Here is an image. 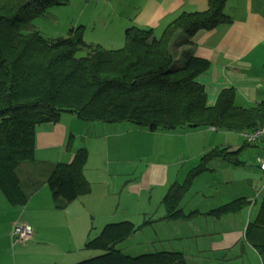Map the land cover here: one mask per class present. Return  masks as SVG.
I'll return each mask as SVG.
<instances>
[{
	"label": "crops",
	"instance_id": "crops-1",
	"mask_svg": "<svg viewBox=\"0 0 264 264\" xmlns=\"http://www.w3.org/2000/svg\"><path fill=\"white\" fill-rule=\"evenodd\" d=\"M210 1L68 0L50 8L33 24L48 39L65 38L72 29L82 27L88 45L118 50L125 45L127 29L151 30L153 37L159 38L180 15L208 11ZM97 11L101 20L96 19ZM223 11L229 22L200 30L192 37L177 35L174 44H181L177 58L188 54L209 61V70L198 78L209 107L217 104L221 92L233 89L235 105L252 109L264 102V0H225ZM38 22L53 30L44 32ZM145 130L128 123H86L71 113L62 114L58 123L38 127L35 160L18 169L21 187L29 196L27 204L14 207L0 193V234L8 228L7 245L16 223L28 224L34 231L33 239L17 251L15 264L73 263L77 252L87 251L88 241L106 226L122 222L136 227L146 223L119 246L126 254L131 242L138 240L134 247L137 254H128L131 257L176 252L183 254L187 264H222L230 257L261 259L245 234L257 221L264 199V172L251 171L253 163L258 165L257 158L264 157V140L245 147L241 133L211 127L189 129L183 147L193 146L194 152L185 156L183 131ZM142 132L149 136L144 153ZM219 132L221 137L215 138ZM159 139L166 142L165 149H158ZM215 147L230 148V152L241 149L237 159L241 164L210 162L209 170L194 179L179 205L191 216L166 220L163 200L170 188L183 184L204 153ZM83 148L89 152L85 177L91 191L59 210L48 178L58 164H70ZM175 149L179 152L176 158ZM124 151L131 155L125 158ZM239 199L249 203L239 213L221 218L209 214ZM4 255L0 252V264H6Z\"/></svg>",
	"mask_w": 264,
	"mask_h": 264
},
{
	"label": "trees",
	"instance_id": "trees-1",
	"mask_svg": "<svg viewBox=\"0 0 264 264\" xmlns=\"http://www.w3.org/2000/svg\"><path fill=\"white\" fill-rule=\"evenodd\" d=\"M67 1L0 0V193L12 206L24 207L29 199L18 169L35 160L38 127L58 123L64 113L86 123H128L150 132L211 127L243 135L264 126V102L252 109L237 107L235 90L229 89L209 107L205 88L198 82L209 70V61L188 54L177 58L181 44L174 41L179 33L192 37L229 22L223 11L225 0H211L204 13L180 15L159 38L151 30L131 27L125 32L124 47L118 50L88 45L82 27L58 39L45 38L35 29L36 18ZM83 49L87 54L78 58ZM263 140L248 143L244 137V145ZM240 152L220 147L206 151L185 182L170 188L163 200L165 219L191 216L179 205L194 179L209 170L213 160L241 164ZM259 158L264 157L257 162ZM88 159L89 152L83 148L70 164H58L52 171L48 186L57 209L65 210L91 191L85 177ZM248 204L239 199L209 214L221 218L239 213ZM144 226L130 222L106 226L84 247L101 254L76 264H187L181 253L131 257L120 250ZM245 236L264 262V199L257 221Z\"/></svg>",
	"mask_w": 264,
	"mask_h": 264
},
{
	"label": "rangeland",
	"instance_id": "rangeland-1",
	"mask_svg": "<svg viewBox=\"0 0 264 264\" xmlns=\"http://www.w3.org/2000/svg\"><path fill=\"white\" fill-rule=\"evenodd\" d=\"M76 11V10H75ZM96 19H98V20H101V14H100V12L99 11H97L96 12ZM85 21H86V23L87 24H89L88 23V19H85ZM34 22V24H36L35 23V20L33 21ZM42 24H44V22H41ZM40 22H38V26H40V28H41V30L43 29V27H44V25H42ZM35 26V25H34ZM38 27L36 26L35 27V29L36 30H38L37 29ZM40 30V29H39ZM38 30V31H39ZM47 30H53V27L52 26H49L48 28L47 27H44V29H43V31L44 32H46ZM41 32V31H40ZM40 34H42L43 35V33H40ZM44 37L46 36V35H43ZM47 37V36H46ZM87 53H86V50L85 49H83L81 52H79L78 54H77V57L78 58H80V57H83V56H85ZM128 125H130V124H128ZM146 131V130H145ZM183 131V135H184V138H183V140H184V143H182V147H183V144H186L187 142V140H188V138H189V136H188V131H191V130H189V128H183V129H181V130H177L176 131V134H178L179 132H182ZM145 133H148V132H142V134H140L139 136H140V139L143 141V142H145V145H143L142 146V152L144 153L145 152V149L146 148H148L147 146H146V144H147V142L149 141V136H147V134H145ZM221 137V132H219L218 134H215V138H220ZM169 141V140H168ZM157 145H158V149H160V146H161V148L163 147L164 149L166 148V142H164L163 143V140H161V142H160V139L158 140V143H157ZM153 146V143H151L150 144V148ZM183 148H185L184 149V151L185 152H183V154H185V156H186V154H193V146L192 147H189V146H185V147H183ZM199 149V147L197 148V150ZM251 149H255V148H251ZM182 149H180L179 151H181ZM175 158H176V156H177V154H179V152L175 149ZM189 152V153H188ZM199 152V151H198ZM124 154H126L125 155V158H128V156H130L131 154H129L127 151H124ZM164 154H166V152H164ZM166 156V155H165ZM257 164H258V162H257ZM254 167V169L253 170H251V171H260V165L258 166V165H255L254 163L252 164ZM250 166H251V164H248V166H247V168L246 169H248V170H250ZM257 169V170H256ZM244 171V170H243ZM10 215V214H9ZM18 223H22V222H18ZM17 224V223H16ZM7 231H8V228H6L1 234H0V252L1 253H4L5 255V259H4V262H6V264H15V261H16V258H17V251L19 250V248L21 247V245H23V244H26L27 245V243H29V241L28 242H26V243H20V242H18L13 236H12V230H11V232L9 233L10 234V236H11V241L9 242V244L7 245V243L5 242V240H4V237H5V234L7 233ZM137 242H138V240H136V241H132L131 242V250L130 249H128V251L126 252V255H128V254H131V255H133V256H136L135 254H137L136 253V249L134 248L135 247V245L137 244ZM141 248V247H140ZM76 254H79L78 256H77V258H76V260L77 261H74L73 263H67V264H76V263H79V262H81V261H84V260H88V259H92V258H94V257H97V256H99V254H101L100 252H95V251H83V252H81V253H79V252H77ZM82 255H85V256H82ZM12 256V257H11ZM80 256V257H79ZM239 259H237V258H235V257H230L228 260H225V261H223L222 262V264H264V262L259 258V260H255V259H252V258H250V257H247V256H245V257H238ZM241 258H243V259H241Z\"/></svg>",
	"mask_w": 264,
	"mask_h": 264
},
{
	"label": "built area",
	"instance_id": "built-area-1",
	"mask_svg": "<svg viewBox=\"0 0 264 264\" xmlns=\"http://www.w3.org/2000/svg\"><path fill=\"white\" fill-rule=\"evenodd\" d=\"M99 0H88V2H96ZM248 143H256L264 139V126L257 129L253 133H244ZM261 170L264 172V158H259L258 160ZM264 189V186H263ZM12 236L20 243H26L29 240L33 239L34 231L33 228L28 224L17 223L13 227Z\"/></svg>",
	"mask_w": 264,
	"mask_h": 264
}]
</instances>
